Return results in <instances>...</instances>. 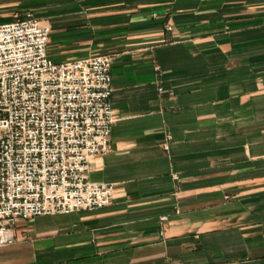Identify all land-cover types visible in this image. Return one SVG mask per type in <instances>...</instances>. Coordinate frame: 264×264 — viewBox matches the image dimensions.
Returning a JSON list of instances; mask_svg holds the SVG:
<instances>
[{
	"label": "crops",
	"instance_id": "1",
	"mask_svg": "<svg viewBox=\"0 0 264 264\" xmlns=\"http://www.w3.org/2000/svg\"><path fill=\"white\" fill-rule=\"evenodd\" d=\"M28 14L54 62L110 56L114 198L16 222L0 264H264V0H0Z\"/></svg>",
	"mask_w": 264,
	"mask_h": 264
},
{
	"label": "built area",
	"instance_id": "2",
	"mask_svg": "<svg viewBox=\"0 0 264 264\" xmlns=\"http://www.w3.org/2000/svg\"><path fill=\"white\" fill-rule=\"evenodd\" d=\"M49 35L31 14L0 24V248L14 244L18 221L114 198L111 185L87 178L92 159L110 150V56L56 63Z\"/></svg>",
	"mask_w": 264,
	"mask_h": 264
}]
</instances>
